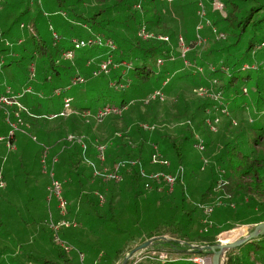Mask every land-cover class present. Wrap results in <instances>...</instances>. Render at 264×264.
<instances>
[{
  "label": "trees",
  "instance_id": "16d2710c",
  "mask_svg": "<svg viewBox=\"0 0 264 264\" xmlns=\"http://www.w3.org/2000/svg\"><path fill=\"white\" fill-rule=\"evenodd\" d=\"M30 4L37 20L49 12L61 19L48 21L49 41L27 14ZM14 8H22L17 34L0 13V71L17 78L22 69L26 82L0 93V109L14 107L23 134L18 166L5 171L0 153V264H85L73 248H108L95 264H117L147 240L144 252L163 249L167 257L142 264L193 262L213 253L204 247L220 233L264 222V0H0V11ZM199 21L207 29L195 36ZM181 42L189 48L183 56ZM106 59L109 72L94 74ZM76 78L83 81L72 85ZM50 87L46 97L61 96L62 107L41 113ZM104 108L119 112L92 119ZM34 140L48 147L46 170ZM51 167L66 200L64 214L50 201L51 219L68 222L58 231L69 250L50 227ZM238 248L263 249L246 261L233 259ZM233 250L218 264H264V233Z\"/></svg>",
  "mask_w": 264,
  "mask_h": 264
},
{
  "label": "rangeland",
  "instance_id": "374dc122",
  "mask_svg": "<svg viewBox=\"0 0 264 264\" xmlns=\"http://www.w3.org/2000/svg\"><path fill=\"white\" fill-rule=\"evenodd\" d=\"M43 1H46V0H43ZM23 5L26 6L25 3H23ZM22 8H16V9L14 8L13 10H7L6 9V10H1L0 11V13L2 11L3 12L5 11L6 12V15L8 16V18L4 22L5 24H1V25L8 26V28L10 29L9 31L10 32H13L14 34H17V33L20 32L19 31V28L17 26V23H15V19L16 18H19V20H21L23 18V17H20L21 9ZM29 9H30V12H28L27 14H29L30 18L31 17H34L36 19L37 25L39 26L38 27V33L42 36L43 39H46L47 41H49L50 38H51V33L47 29V23H48V21H51L53 24H56L57 21H59L61 19L58 18V16L52 15V13L49 12L51 15H49V16H42L40 19L37 20V16L39 14V12L37 11V7H35L33 4H30L29 5ZM18 13H20V14H18ZM2 20H3V18H2ZM196 25H197L196 28L198 26H200V25H202V27L199 28L198 30L195 28V31H194V35L195 36H196L197 32L200 33V34H203V32L207 29V26H206L205 22L199 21V22H197ZM183 30L186 33H189L190 36L193 35V31L191 30L190 26L187 23L185 25H183ZM8 39H10V38H8ZM21 70H19L18 77L17 78L15 76H14V78H12L13 75L10 74V73L2 74V72L0 71V93H2L7 86H11V87L17 88V87H20L23 83L26 82L24 80V78H23V73L21 72ZM30 70L33 71L34 68L33 67H30ZM38 71H39V69L34 71V74L35 75L33 76V79L32 80L35 79L36 73H38ZM35 81H36V83H41V79L40 78H37ZM65 81H66V79H65ZM65 81H64L63 84H66ZM52 82H54V81L51 80V81L45 82L44 84L45 85H50ZM29 83L31 84L32 82L29 81ZM57 84H61V83L59 82ZM57 84H55V85H57ZM52 87H50L49 89H47L46 92H45V97L43 96L39 100V102H40V111L39 112H41V113H45V111H47L48 109H49L50 112H56V111H59L61 109V107H62V105H61V101H62L61 96H58V95H54L53 94V95H51L50 98L46 97V96H48L49 92L52 93V90H51ZM77 89H79V86L73 87L71 90L68 91V94L75 96L78 93L77 92ZM247 93H248V90H247ZM247 93H245V95H247ZM80 94H81V96H83L82 93H80ZM13 108L14 107H8V111H9L10 115H7L6 109H4V108L3 109H0V136H6L7 133H8V129L10 127L15 132V135L13 136V140L16 142V143L14 142L15 146H14V149L13 150H8L7 148H5L6 147V142L5 143L4 142H0V153L2 154V156H1V163H2V166H3L2 168L5 169V171H8V169L9 168L11 169L12 167H14V165L18 166L17 165V161L18 160L15 159V157H16L17 150H18V148H21V145L16 141V139H17V137L23 136V134L19 131V127L17 126L16 123H15V125L17 126V129H14L13 127L10 126V122H14L13 113L10 112V111H13ZM22 112L24 114V111H22ZM7 117H8V119H7ZM21 117H22V115H21ZM222 117L223 116H221V118ZM94 118L95 117L92 116V119H94ZM181 124H183V122H181ZM143 126H144L145 129L147 128V130H152L154 128V126L148 125L147 123H144ZM177 126L179 127V125H174L172 127L173 130H177ZM6 128H7V131H5ZM16 135H17V137H16ZM33 143H34L35 147H38L39 145H42V147L44 148V146H45L43 144H39L40 143L39 141L38 142H35V140H34ZM30 154H35V153L32 152ZM4 157H5V159L3 160ZM41 160H42V157L40 159V162H41ZM204 168H205V166L202 167V169H204ZM222 182L224 183L225 181H222ZM54 204H55L54 201L51 202V204H47L48 205V210H49V215L51 214V211L53 212ZM16 221L20 225V222H21L20 221V216H17L16 220L10 224V226L8 227V229L6 231V234L8 236V242L9 241H12L11 240L12 239V236L16 233ZM202 221H204V220H202ZM49 222H50V220H49ZM249 227L250 226L244 225V226H238V227L232 228V229H230L228 231H224V232L220 233L217 236V240H218L219 243H223V242L224 243H228V242H234L236 240H240V239H242L243 237H245L248 234ZM24 232L26 234H29L26 230ZM0 234H1V229H0ZM58 235H59V231H58ZM2 240L4 241V239H2ZM9 245H10V243H9ZM10 248H15V246L11 244L10 245ZM156 248H158V247H156ZM145 249H148V248L146 247V248H143L142 250H145ZM233 249H234V247L227 248L224 253L222 252L219 260L220 261H224V258H225V255L224 254L226 252H231V253L232 252L233 253L237 252L236 250H233ZM262 249L263 248H238L239 253H238V255L233 256L234 257L233 259L234 260L235 259H240L242 257L243 260L250 261L251 256L253 257V255H257L258 253L261 252ZM75 250H76L75 248L72 249L73 255L80 262L83 260V262H85V264H95L96 261L99 260V257L101 255V253L102 252H107L108 251V248H93V249H91V248H85L84 251L81 250V252H80V249H78V252L75 251ZM151 250H153V249H151ZM164 251H166V250H164ZM90 254H94L95 255V258L93 260H90L89 259V255ZM168 254H170L169 251H168ZM81 256H82V259H81ZM213 256H214L213 253L212 254H207V255L201 256L202 259H203L202 261L205 264H211V263H213L212 262L213 261ZM170 257L171 258L172 257H176L177 258L176 254H174L173 256L170 254ZM123 258L124 257H122L118 261L117 264H122ZM148 260L149 259H147V254L146 253L145 254H142V253H139L138 252V253L134 254L133 257L129 258L127 260L126 264H131V263L132 264H142V262H145V261H148ZM90 261H92V262H90ZM173 264H194V263L191 262V261H187V260H178L176 262H173Z\"/></svg>",
  "mask_w": 264,
  "mask_h": 264
},
{
  "label": "built area",
  "instance_id": "2783aa9c",
  "mask_svg": "<svg viewBox=\"0 0 264 264\" xmlns=\"http://www.w3.org/2000/svg\"><path fill=\"white\" fill-rule=\"evenodd\" d=\"M213 6L216 9H223V3L220 2V1H214L213 2ZM202 13L204 14V12H202ZM150 36H153V34H150V33H147V32L144 33V38L150 37ZM157 38H160L162 40L168 41V36L158 35ZM107 44H111V43L110 42H107ZM79 45L80 46L84 45V41L83 40L79 41V43L77 44V46H79ZM181 47H182V54H181V56H183L184 53H185V51L187 49H189V48L186 47L185 45H183V42H181ZM68 56H70V53H68ZM160 61L161 60H159V62ZM111 63H112L111 59H106V60L100 62L99 68L97 69L96 72H94V74H99V73L107 74L109 72L110 67H111ZM82 81H83L82 79L76 78V79H73L72 80L71 84L72 85H77L78 83H80ZM113 85L116 86L115 83ZM57 93H59V92H57ZM3 101H5V100H0V102H3ZM70 101H71V98H69V97H66L63 100L65 106H68L71 103ZM109 112H119V110H117V109H111V108H104L102 110H99L97 112V114H96V117L95 116L94 117L97 118V119H100L105 114H107ZM6 113H7V115H9V112L6 111ZM16 116H17V119L20 121V118L21 117H19L18 115H16ZM7 119H8V117H7ZM10 126L13 127L14 129H17V126L15 125V122H10ZM14 133L15 132L10 128L9 131H8V135H6V136H0V142H4V143L6 142V147L5 148H7L8 150H13L14 149V146H15V144H13L14 142L12 143L8 139L9 136H11V137L14 136ZM99 149H100L101 152H103V147L102 146H100ZM44 150L45 151H44L43 156H42L41 164H42V167L46 170L47 169V164L45 162V157H46V155H47V153L49 151L48 150V147L44 146ZM4 159H5V157L3 158V160ZM52 171L53 170H52V167H51V171H50L51 184H50V186L48 188V191L49 192H48V195H47V202L49 204L50 201H52V199L55 198L57 200V207L60 210V213L61 214H64L65 207H66V200L64 199V197L62 195L60 182L58 180L54 179L53 172ZM158 176H159L158 174H154L152 177L153 178H158ZM106 177L107 178L108 177H113V175L112 174H109V175L107 174ZM115 178H117V177H115ZM165 179H166V182L169 184V188H172V183H173L172 178L170 176H167ZM224 183H226V181ZM2 185H3V183L0 182V186H2ZM204 211H205V213H209L211 211V209H210V207H205ZM205 222H209V220L208 219H204V223ZM61 225H66L67 226L68 225V222L66 220L62 219L59 222L55 223L54 221H52L51 214H50V227L55 232V238H54L55 242L58 243V244H60L66 250H69V248H71V246L68 243H66L65 241L61 240L59 238V235H57L58 228ZM153 250H151V249L149 251L146 250V252H144L143 250H139L136 253H138V252L139 253H142V254H145L146 253L147 254V259H149V260H155L154 258H156V257L157 258H165V257H167V253L164 252L163 250H157V249H155L154 251ZM136 253H134V254H136ZM133 255H132V257H133ZM81 259H82V256H81ZM190 260H192L193 262L199 263V264H205L202 261L203 260L202 257H200V256H192V257H190ZM211 264H213V263H211Z\"/></svg>",
  "mask_w": 264,
  "mask_h": 264
},
{
  "label": "water",
  "instance_id": "95a60500",
  "mask_svg": "<svg viewBox=\"0 0 264 264\" xmlns=\"http://www.w3.org/2000/svg\"><path fill=\"white\" fill-rule=\"evenodd\" d=\"M264 233V222L260 223L258 225H256L251 231L248 232V234L243 237L240 240H236L234 242H228V243H217L211 246H206L204 248L210 249L214 256H213V264H218L219 262V258L222 254V252L224 253L226 251L227 248H231V247H236L239 244L246 242L252 238H255L257 235ZM152 245V240H147L145 242H143L142 244H139L137 246H135L134 248H132L123 258L122 264H126L127 260L132 257V255L134 253H136L137 251L149 247Z\"/></svg>",
  "mask_w": 264,
  "mask_h": 264
},
{
  "label": "bare ground",
  "instance_id": "6f19581e",
  "mask_svg": "<svg viewBox=\"0 0 264 264\" xmlns=\"http://www.w3.org/2000/svg\"><path fill=\"white\" fill-rule=\"evenodd\" d=\"M16 143V142H15Z\"/></svg>",
  "mask_w": 264,
  "mask_h": 264
}]
</instances>
